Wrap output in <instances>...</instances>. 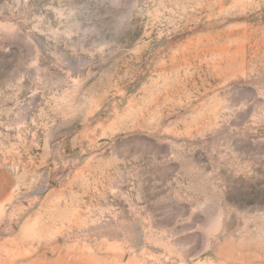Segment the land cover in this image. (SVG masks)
Segmentation results:
<instances>
[{
  "label": "rangeland",
  "instance_id": "374dc122",
  "mask_svg": "<svg viewBox=\"0 0 264 264\" xmlns=\"http://www.w3.org/2000/svg\"><path fill=\"white\" fill-rule=\"evenodd\" d=\"M0 264H264V0H0Z\"/></svg>",
  "mask_w": 264,
  "mask_h": 264
}]
</instances>
